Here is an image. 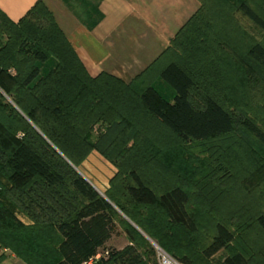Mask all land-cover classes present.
Returning <instances> with one entry per match:
<instances>
[{
	"label": "trees",
	"instance_id": "1",
	"mask_svg": "<svg viewBox=\"0 0 264 264\" xmlns=\"http://www.w3.org/2000/svg\"><path fill=\"white\" fill-rule=\"evenodd\" d=\"M208 1L199 0V9L162 56L131 83L106 72L91 76L42 0L19 22L0 9L1 247L28 264H84L101 249L96 264H157L155 244L186 264L200 259V264L208 263L224 250L222 264H251L233 245L236 235L222 221L216 222L202 251L195 255L186 247L177 228L190 233L198 229V213L186 187L167 182L166 189L157 193L134 168L125 193L114 194L111 187L104 196L72 167L97 149L89 142V133L99 121L123 119L131 128V122L139 120L141 126L152 125L157 134L166 131L167 137L184 143L231 134L241 121L264 144V127L247 117L237 119L226 106L238 101L241 93L252 95V81L264 84V14L250 0H235L232 15L248 22L251 30L240 29V38L224 28L217 35L223 99L203 92L180 59H168L172 44L202 19ZM221 1L218 10L229 13L225 5L230 0ZM95 10L97 19L84 20L89 28L103 18ZM52 59L58 64L42 76L40 64ZM157 80L174 90L172 101L156 86ZM3 93L13 98L17 108L5 103ZM99 151L110 158L106 150ZM116 207L139 229L127 224L120 230ZM259 223L264 231V214ZM119 231L130 243L123 249L105 250Z\"/></svg>",
	"mask_w": 264,
	"mask_h": 264
},
{
	"label": "rangeland",
	"instance_id": "2",
	"mask_svg": "<svg viewBox=\"0 0 264 264\" xmlns=\"http://www.w3.org/2000/svg\"><path fill=\"white\" fill-rule=\"evenodd\" d=\"M42 1L62 31L60 18L64 13H74L82 21L98 17L96 8L87 0ZM234 1L230 0L225 5L229 13H221L218 10L221 8L220 0H209L206 6L210 7L200 13L203 21L200 18L199 22L188 26L186 37L172 44V50L167 54L169 60L180 59L183 62L203 92L215 94L221 99L224 91L220 78L222 62L217 60L216 53L219 50L217 35L220 29H226L230 36L240 38V29L251 30L248 22L232 15L235 11L232 8ZM250 1L264 14V0ZM215 4L217 7H211ZM57 64L56 59L48 64H40L42 76ZM158 87L167 98L173 100L175 92L168 84ZM249 91L253 94L241 93L240 97L237 95L238 101L231 104L229 101L226 106L237 119L247 117L264 127V84L252 81ZM3 96L5 103L17 108L12 97L5 93ZM138 121H132L134 127L129 126L131 128L126 127L123 119L94 123L89 142L97 149L92 150L78 167H72L83 174L102 195H106L111 187L114 194L125 193L126 185L132 183L131 172L134 168L150 181L157 193L166 189L167 182L186 187L192 207L198 213V229L193 233L178 228L177 231L183 236L189 250L194 251L195 255L202 251L214 235L216 222L222 221L233 230L236 235L233 245L249 258L250 263L264 264V231L259 223L260 216L264 214V144L241 121L231 134L190 143L167 137L166 131L161 130L157 134L155 131L158 129L154 126L143 123L141 126ZM19 136L22 137L23 132ZM99 148L106 150L110 158ZM114 216L120 230L123 231L127 224L138 228L117 207ZM226 254V250L221 251L203 264H222ZM200 260L194 264H200Z\"/></svg>",
	"mask_w": 264,
	"mask_h": 264
},
{
	"label": "crops",
	"instance_id": "3",
	"mask_svg": "<svg viewBox=\"0 0 264 264\" xmlns=\"http://www.w3.org/2000/svg\"><path fill=\"white\" fill-rule=\"evenodd\" d=\"M38 1L0 0V9L19 22ZM87 1L103 18L89 28L74 13H64L60 18L63 31L91 76L106 72L126 83L133 82L157 62L179 29L200 7L199 0ZM155 84L163 86L160 80ZM16 213L23 222L32 224L27 216ZM129 243L126 234L119 231L106 243L105 250L123 249ZM103 252L101 249L98 254ZM0 264L28 263L11 249L0 246Z\"/></svg>",
	"mask_w": 264,
	"mask_h": 264
},
{
	"label": "built area",
	"instance_id": "4",
	"mask_svg": "<svg viewBox=\"0 0 264 264\" xmlns=\"http://www.w3.org/2000/svg\"><path fill=\"white\" fill-rule=\"evenodd\" d=\"M156 248H157L159 264H186V263H183V262L179 261L178 259L174 258L173 256H171L170 254H168L166 251H164L159 246H156ZM102 255L103 254H98L84 264H96V262L99 259H101ZM104 255H108V252H105Z\"/></svg>",
	"mask_w": 264,
	"mask_h": 264
},
{
	"label": "water",
	"instance_id": "5",
	"mask_svg": "<svg viewBox=\"0 0 264 264\" xmlns=\"http://www.w3.org/2000/svg\"><path fill=\"white\" fill-rule=\"evenodd\" d=\"M105 196V195H104Z\"/></svg>",
	"mask_w": 264,
	"mask_h": 264
}]
</instances>
